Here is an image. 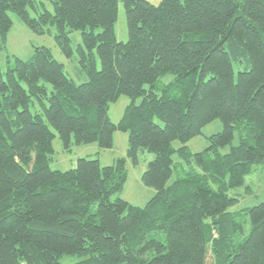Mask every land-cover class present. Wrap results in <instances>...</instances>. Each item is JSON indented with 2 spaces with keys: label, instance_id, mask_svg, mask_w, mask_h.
Here are the masks:
<instances>
[{
  "label": "trees",
  "instance_id": "obj_1",
  "mask_svg": "<svg viewBox=\"0 0 264 264\" xmlns=\"http://www.w3.org/2000/svg\"><path fill=\"white\" fill-rule=\"evenodd\" d=\"M118 1L0 0V49L11 14L35 33L55 26L66 58L68 33L80 31L87 78L76 85L44 47L0 75V264L65 255L81 258L72 264H264V202L230 212L237 199L227 195L264 163V0H121L126 42L114 34ZM168 73L172 82L159 87ZM120 96L132 102L112 123L107 110ZM216 120L221 132L192 160L186 147L173 149ZM116 131L128 134L132 164L153 156L141 182L155 194L143 207L112 199L126 182L124 159L49 168L55 135L70 152L110 149ZM175 153L187 168L168 184Z\"/></svg>",
  "mask_w": 264,
  "mask_h": 264
},
{
  "label": "rangeland",
  "instance_id": "obj_2",
  "mask_svg": "<svg viewBox=\"0 0 264 264\" xmlns=\"http://www.w3.org/2000/svg\"><path fill=\"white\" fill-rule=\"evenodd\" d=\"M151 5L157 6L160 0H144ZM47 8L52 11L51 5L47 1H43ZM12 25L8 31L6 37L5 48L0 49V75L4 77L7 66L12 64L14 58H18L23 61H29L33 57L34 48L44 47L47 48L56 61H58L62 67L64 74L72 80L76 85H80L86 82L87 78L82 70L80 64V56L78 54V48L81 44V32L71 31L68 33L69 44L72 50V55L66 58L55 41V36L58 31L55 26L47 25L43 28L42 33H35L25 27V25L18 19L17 16L11 14ZM100 30H96L98 32ZM114 34L118 42H126L128 40L125 11L121 0L118 1V15L114 24ZM1 47V43H0ZM97 70L100 69L99 60L96 57ZM235 73L238 71V67L234 68ZM173 80L171 74H166L158 80V86H166ZM147 88V87H146ZM158 92V90H157ZM132 102L131 98L127 96H120L115 103L109 104L107 110V116L112 123H117L125 108ZM141 98L135 100V104L139 105ZM31 112H34L35 108L30 107ZM155 123L163 126L158 120ZM222 130V124L216 120L211 124L203 128L201 135L191 139L186 143L174 141L172 143L173 149L177 150L184 146L187 148L191 157L193 155L203 151L208 147V137L213 134L219 133ZM127 140L128 134L125 132L116 131L113 133L112 147L110 149H100L96 144H87L74 146L70 152L63 150V146L58 136L52 141V154L49 155L48 165L50 170L64 172L69 170L75 165L78 158H88L91 160L97 159L101 167L112 166L119 159L125 160L126 168V182L121 192L117 193L112 199L120 198L130 205L143 207L155 194L152 188L144 186L141 182V175L145 170L146 164L149 160L153 159L152 155L147 153H140L138 162L136 165L132 164L126 158L127 153ZM238 142L237 136L233 141V146ZM230 146L221 149V153H227ZM174 162L173 176L169 180L168 184L174 181V179L183 175L179 165L187 168L186 161L181 159L177 153L172 156ZM229 197L237 199V202L229 208L230 212H238L244 209H248L257 206L264 202V163L255 168L246 178L244 184L236 189L227 190ZM245 234L249 231V223L244 224ZM77 255H65L59 259V264H72L80 260Z\"/></svg>",
  "mask_w": 264,
  "mask_h": 264
}]
</instances>
